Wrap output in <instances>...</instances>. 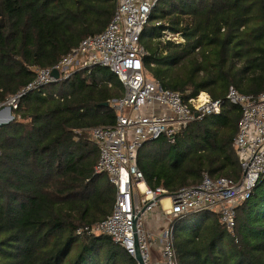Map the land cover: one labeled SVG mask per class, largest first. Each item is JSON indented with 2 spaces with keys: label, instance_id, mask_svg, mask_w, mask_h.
<instances>
[{
  "label": "trees",
  "instance_id": "trees-1",
  "mask_svg": "<svg viewBox=\"0 0 264 264\" xmlns=\"http://www.w3.org/2000/svg\"><path fill=\"white\" fill-rule=\"evenodd\" d=\"M116 6L0 0V103L26 90L37 69L102 32ZM141 43L145 69L163 88L186 101L206 93L223 104L173 143L163 136L139 149L147 185L174 192L204 174L242 179L234 147L242 113L227 94L230 87L264 93V0H159ZM123 92L117 76L98 66L24 93L14 120L0 128V264H138L111 236L77 233L114 208L117 190L95 171L99 149L91 130L115 124V109L101 104ZM205 214L172 219L178 264H264V175L236 207L234 234L216 213L210 222L192 223Z\"/></svg>",
  "mask_w": 264,
  "mask_h": 264
},
{
  "label": "built area",
  "instance_id": "built-area-1",
  "mask_svg": "<svg viewBox=\"0 0 264 264\" xmlns=\"http://www.w3.org/2000/svg\"><path fill=\"white\" fill-rule=\"evenodd\" d=\"M158 1L116 0V10L102 32L87 36L55 65L38 69L35 80L26 90L0 103L1 115L9 108L16 109L27 90L68 80L79 71L91 74L98 66L110 69L117 76L124 86V94L109 102L116 111L115 124L91 130L92 140L99 149L95 171L106 173L117 190L114 208L107 218L79 228L77 233L107 234L133 258L137 241L145 264H152L153 240V232L145 224L146 216L164 198L170 200L167 208L163 206L167 216L216 213L221 224L234 234L236 207L264 175V93L246 95L230 87L227 101L239 106L242 113L234 141L242 179L204 174L200 183L174 192L147 185L137 164L139 149L163 136L173 143L190 123L220 113L223 106L220 100H212L206 93L205 100L199 104L200 95L186 101L180 92L163 88L146 71L144 58L148 52L141 36ZM54 71L59 72L58 78L53 76ZM174 233L172 222L165 232L160 264H178Z\"/></svg>",
  "mask_w": 264,
  "mask_h": 264
},
{
  "label": "crops",
  "instance_id": "crops-1",
  "mask_svg": "<svg viewBox=\"0 0 264 264\" xmlns=\"http://www.w3.org/2000/svg\"><path fill=\"white\" fill-rule=\"evenodd\" d=\"M201 94L206 97L205 93ZM157 110L160 111V108H157ZM169 205L170 200L164 198L162 204L154 208L146 216V227L153 232V240L150 246L152 264H160L162 262L165 232L169 229L173 219L165 214L163 206L167 208Z\"/></svg>",
  "mask_w": 264,
  "mask_h": 264
},
{
  "label": "water",
  "instance_id": "water-1",
  "mask_svg": "<svg viewBox=\"0 0 264 264\" xmlns=\"http://www.w3.org/2000/svg\"><path fill=\"white\" fill-rule=\"evenodd\" d=\"M53 76L58 78L59 77V72L58 71H54L53 72ZM102 106H109V103L108 102H105L103 104H101ZM14 120V114H13V108H9V110H7V113H6V119L3 120V121H0V128L4 125H7L9 123H11L12 121ZM134 259L136 260V262L138 264H145L144 262V259H143V256L139 250V246H138V242L136 241V255L134 257Z\"/></svg>",
  "mask_w": 264,
  "mask_h": 264
},
{
  "label": "rangeland",
  "instance_id": "rangeland-1",
  "mask_svg": "<svg viewBox=\"0 0 264 264\" xmlns=\"http://www.w3.org/2000/svg\"><path fill=\"white\" fill-rule=\"evenodd\" d=\"M175 39H177L178 41H182V39L181 38H179V37H176ZM38 71V69L36 70V72ZM206 95V94H205ZM198 101H197V104H199V102H202L201 101V99L199 98V99H197ZM208 214L206 215H202L201 217L199 216L198 218H197V220L196 221H194V222H192V223H197V222H204V221H211L212 219H213V214L214 213H211V212H207ZM189 224L188 225V228H192V227H194L193 226V224Z\"/></svg>",
  "mask_w": 264,
  "mask_h": 264
},
{
  "label": "bare ground",
  "instance_id": "bare-ground-1",
  "mask_svg": "<svg viewBox=\"0 0 264 264\" xmlns=\"http://www.w3.org/2000/svg\"><path fill=\"white\" fill-rule=\"evenodd\" d=\"M199 98L201 99V101H204L206 97H204V94H200V97ZM6 113L7 112H5V113H3V114L0 115V121H3V120L6 119Z\"/></svg>",
  "mask_w": 264,
  "mask_h": 264
}]
</instances>
